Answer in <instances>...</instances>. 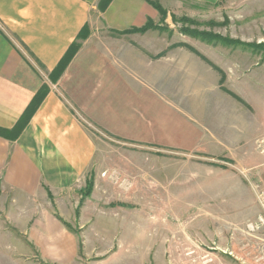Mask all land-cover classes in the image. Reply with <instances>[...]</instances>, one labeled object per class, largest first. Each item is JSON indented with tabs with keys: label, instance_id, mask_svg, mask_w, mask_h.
I'll use <instances>...</instances> for the list:
<instances>
[{
	"label": "crops",
	"instance_id": "obj_1",
	"mask_svg": "<svg viewBox=\"0 0 264 264\" xmlns=\"http://www.w3.org/2000/svg\"><path fill=\"white\" fill-rule=\"evenodd\" d=\"M99 1L0 0V130L11 131L47 85L19 135H0V254L9 249L7 255L23 264H30L37 249L62 264L78 255L77 237L55 213L70 218L76 207L69 205L81 195L89 172L94 188L83 205L92 203L115 169L99 167V143L77 115L119 139L188 155L190 206L223 214L219 225L210 220L219 227L220 264H230L223 259L264 264V231L243 235L246 214L257 209L251 184L264 183V57L238 47L171 44L158 30L116 35L155 22L159 14L145 0H111L99 13ZM151 1L164 9L184 3L264 4ZM96 12L105 33L99 37L90 29L52 80ZM115 161L106 158V164ZM177 243L170 264H179Z\"/></svg>",
	"mask_w": 264,
	"mask_h": 264
},
{
	"label": "rangeland",
	"instance_id": "obj_2",
	"mask_svg": "<svg viewBox=\"0 0 264 264\" xmlns=\"http://www.w3.org/2000/svg\"><path fill=\"white\" fill-rule=\"evenodd\" d=\"M103 4L99 1L97 5L99 13L105 9ZM169 7H162L165 16L158 13V20L151 24L154 28L149 29L158 30L168 43L238 47L236 49L245 54L264 57V4L184 3ZM252 7L256 10L253 11ZM253 15L256 18H252ZM104 27L101 16L94 13L74 45L80 47L90 29L100 37L105 33ZM214 37L240 44H221ZM214 52L213 55L221 54ZM25 56L33 62L27 53ZM57 75L55 72L50 78L54 80ZM39 91L44 94L47 85L43 84ZM75 118L99 143L98 155L102 162L99 167L111 166L115 172L110 177L101 174V177L110 178L109 183H105L107 187L98 188L92 203L84 207L83 204L91 200L94 188L93 173L89 172L81 195L75 197L76 203L72 201L69 205L70 209L76 207V210H70V218L62 219L58 211L55 213L63 227L78 240V255L70 264H170L171 249L175 248L177 241L179 264H220L223 256L219 227L211 226L210 220L219 225L223 223V214L205 213L190 206L194 197L188 195V155L175 156L170 151L119 139L95 129L84 117L75 115ZM108 157H115V163L106 164ZM255 203L257 209L246 214L249 217L243 226V235L249 238L257 234L248 227L256 221L259 213L256 199ZM92 219L94 223L88 228ZM229 230L231 233L233 229ZM41 234L37 236L42 237ZM50 249L52 255L53 247ZM6 251L0 254V264H23L11 259ZM223 260L230 264H248L246 260ZM28 262L62 264L56 258L43 257L39 249Z\"/></svg>",
	"mask_w": 264,
	"mask_h": 264
},
{
	"label": "trees",
	"instance_id": "obj_3",
	"mask_svg": "<svg viewBox=\"0 0 264 264\" xmlns=\"http://www.w3.org/2000/svg\"><path fill=\"white\" fill-rule=\"evenodd\" d=\"M111 0H100V3H104L103 4V9L108 5V3ZM150 6H152L162 17L165 16V11L162 9V7L160 6V4L156 1H151V0H145ZM152 22L148 21L146 23L145 26H143L140 29H131L125 32H115V34L118 35H122V34H132V33H144L149 29L154 28L153 26H151ZM82 33V32H81ZM81 34H79L78 38L80 37ZM204 36H210V35H204ZM209 38V37H208ZM212 38V37H211ZM217 40L221 41V44H225V45H238L240 43L235 42L232 43L230 41L227 40H223L220 37H214ZM78 46L74 45V43L69 47V49L67 50L65 56L62 58V60L59 62L58 66L55 68V70L51 73V75H53V73H57V77L63 72V70L65 69V67L67 66V64L70 62L71 58L75 55V53L78 50ZM56 77V78H57ZM45 94V93H44ZM44 94H40V91L37 93V95L35 96V98L33 99V101L31 102L30 106L27 108V110L23 113V115L21 116V118L19 119V121L17 122V124L15 125V127L11 130V131H3L0 130V135L1 136H7L9 135L11 138H15L19 135V133L23 130V128L27 125L30 117L32 116L33 112L36 110V108L38 107L39 103L42 100V96Z\"/></svg>",
	"mask_w": 264,
	"mask_h": 264
},
{
	"label": "built area",
	"instance_id": "obj_4",
	"mask_svg": "<svg viewBox=\"0 0 264 264\" xmlns=\"http://www.w3.org/2000/svg\"><path fill=\"white\" fill-rule=\"evenodd\" d=\"M251 189L259 207V213L256 217V221L248 227L253 231H264V183L254 182L251 184Z\"/></svg>",
	"mask_w": 264,
	"mask_h": 264
}]
</instances>
